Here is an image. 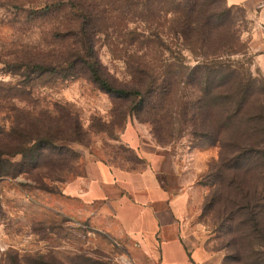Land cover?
I'll return each instance as SVG.
<instances>
[{"label":"rangeland","instance_id":"rangeland-1","mask_svg":"<svg viewBox=\"0 0 264 264\" xmlns=\"http://www.w3.org/2000/svg\"><path fill=\"white\" fill-rule=\"evenodd\" d=\"M53 1L0 0V82L18 80L7 64L21 55L22 48L42 51L49 46L47 30L65 17L64 10L50 15L41 12ZM153 1L156 15L149 27L131 15L119 18L124 24L122 30L137 29L145 36L150 32L154 34L152 40L142 45L127 43L121 37L122 30L120 36L110 37L118 42L116 47L102 45L99 39V55L106 68L127 81L130 71L126 62L132 56L137 61L154 57L156 68L173 58L192 66L198 59L218 56L222 62L234 65L245 83H253L250 94L242 100L241 113L226 120L225 136L220 137L223 142L211 144V139L193 135L178 115L156 125L131 113L122 116L107 94L84 79L36 80L30 86L31 95L14 99L16 107L54 114L56 110L68 111L77 118L84 137L61 143L74 154L60 173L49 172V166H45L41 171L46 174L41 172L39 181L34 180L35 172L0 178V264H152L140 254L139 241L124 227L125 223L115 221L100 200H94L86 190L80 195L64 193L85 177L88 165L97 162L125 172L152 170L169 185L181 183L189 196L190 223L203 230L211 248L217 250L227 242L226 229L216 217L217 208L230 193L224 183L228 174L219 168L220 157L236 149L243 138H250L255 150L264 148V50L253 51L250 46L248 32L253 12L228 6L225 0H206V9L215 16L209 25L190 31L186 41L175 28L174 9L184 0ZM174 89L173 111L180 102L196 95L195 87ZM160 113H155L157 119ZM215 120L211 113L208 122ZM16 122L13 113L0 107L1 127L9 129ZM9 159L17 162L20 155ZM257 172L237 174L252 186ZM235 240L240 248L258 245L255 240ZM218 250L224 257L227 250Z\"/></svg>","mask_w":264,"mask_h":264},{"label":"trees","instance_id":"trees-1","mask_svg":"<svg viewBox=\"0 0 264 264\" xmlns=\"http://www.w3.org/2000/svg\"><path fill=\"white\" fill-rule=\"evenodd\" d=\"M205 1L184 0L174 8L177 15L175 28L186 41L190 38L187 36L190 31L209 25L215 16L206 9ZM153 2L55 0L41 9L45 15L64 10L65 17L62 22L52 23L56 26L47 30L51 39L47 48L42 51L22 48L21 55L7 64L18 80L0 82V107L13 113L17 122L9 129L0 126V178L35 172L37 177L34 180L39 181L42 173L46 174L41 171L45 166H49L46 168L49 172L60 173L74 154L61 143L81 141L84 137L77 118L68 111L56 110L54 114L16 107L14 99L31 95L30 86L39 79H84L107 94L122 116L131 113L139 120L143 117L142 120L156 125L158 121L167 123L178 115L193 135L207 137L211 144L222 141L220 137L225 136L226 120L232 114L241 113L242 100L250 94L253 84L245 83L234 65L212 55L198 59L192 66L173 58L164 60L156 68L154 57L137 61L132 56V60L126 62L130 71V79L126 81L110 73L100 58V38L102 45L117 46L116 39L110 37L120 36L124 24L119 18L126 19V15H131L147 27L152 25L156 15ZM121 37L124 42L142 45L148 39L152 40L154 34L149 32L145 36L144 32L140 34L137 29H131L122 30ZM180 86L195 87L196 95L180 102L178 111H173L174 88ZM155 113L162 116L157 119ZM211 113L216 119L214 122H208ZM154 131L158 135V127ZM241 142L219 161V168H224L228 174L224 183L230 193L226 202L223 201L216 210V217L226 229L225 239H228L218 249L227 250L222 264H264V148L253 149L250 138H243ZM15 155H20V160L10 161L9 157ZM254 170L260 173L257 172L252 186L242 180V174H237L242 171L248 175ZM234 239L255 240L258 245L240 248Z\"/></svg>","mask_w":264,"mask_h":264},{"label":"crops","instance_id":"crops-1","mask_svg":"<svg viewBox=\"0 0 264 264\" xmlns=\"http://www.w3.org/2000/svg\"><path fill=\"white\" fill-rule=\"evenodd\" d=\"M225 2L253 12L248 32L250 46L253 51L264 50V0ZM261 58L264 62V55ZM85 172V177L64 193L86 190L87 195L100 200L103 209L115 221L124 222L123 226L139 241L138 250L145 260L152 264H222L223 253L211 248L203 230L190 223L189 196L184 185H169L152 170H112L102 162L88 165Z\"/></svg>","mask_w":264,"mask_h":264}]
</instances>
